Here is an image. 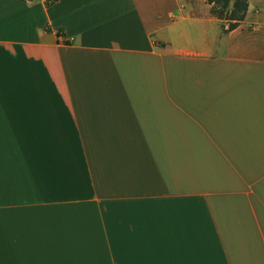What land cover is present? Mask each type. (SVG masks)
I'll use <instances>...</instances> for the list:
<instances>
[{"label":"crops","instance_id":"obj_1","mask_svg":"<svg viewBox=\"0 0 264 264\" xmlns=\"http://www.w3.org/2000/svg\"><path fill=\"white\" fill-rule=\"evenodd\" d=\"M256 2L0 0V264H264Z\"/></svg>","mask_w":264,"mask_h":264},{"label":"trees","instance_id":"obj_2","mask_svg":"<svg viewBox=\"0 0 264 264\" xmlns=\"http://www.w3.org/2000/svg\"><path fill=\"white\" fill-rule=\"evenodd\" d=\"M210 13L229 22L228 29L234 28L245 16L247 0H207Z\"/></svg>","mask_w":264,"mask_h":264},{"label":"rangeland","instance_id":"obj_3","mask_svg":"<svg viewBox=\"0 0 264 264\" xmlns=\"http://www.w3.org/2000/svg\"><path fill=\"white\" fill-rule=\"evenodd\" d=\"M256 1H258V2H256ZM252 2H256L255 4L257 5V6H260V5H262V6H264V0H252Z\"/></svg>","mask_w":264,"mask_h":264}]
</instances>
